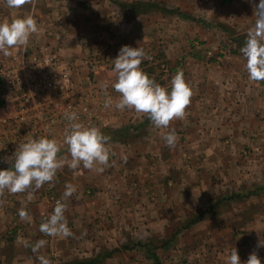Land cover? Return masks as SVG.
I'll return each instance as SVG.
<instances>
[{
    "label": "crops",
    "instance_id": "0c3cea01",
    "mask_svg": "<svg viewBox=\"0 0 264 264\" xmlns=\"http://www.w3.org/2000/svg\"><path fill=\"white\" fill-rule=\"evenodd\" d=\"M257 3L29 0L9 8L0 0V22L32 15L39 28L26 46L13 48L56 55L70 65L78 90L113 82L111 59L123 45L141 47L149 57L160 54L161 63L145 59L140 65L157 83L169 86L181 70L192 90L184 118L157 128L144 113L116 110L120 94L110 83L112 107L98 127L110 137L111 166L102 172L82 164L72 169L63 148L70 178L56 176L24 196L35 203L26 210L36 234L32 244L19 240L18 245L0 235V253L22 244L30 249L27 255L12 253L8 264H41L44 251H50L52 264L86 261L100 247L118 254L131 243L139 253L113 254L101 264H128L130 257L135 264H226L233 248L242 264L252 252L264 264V247H257L264 239V81L249 79L240 52ZM219 24L233 28L234 38ZM6 57L0 53V63ZM88 58L98 62L96 69L89 68ZM173 129L178 143L169 149L163 136ZM66 183L76 191L63 198ZM48 188L66 205L72 236H47L35 224L52 213L44 210ZM41 239L47 243L33 252L31 245ZM153 241L164 249H154ZM148 246L157 263L140 254ZM4 260L0 254V264Z\"/></svg>",
    "mask_w": 264,
    "mask_h": 264
},
{
    "label": "clouds",
    "instance_id": "9594fccd",
    "mask_svg": "<svg viewBox=\"0 0 264 264\" xmlns=\"http://www.w3.org/2000/svg\"><path fill=\"white\" fill-rule=\"evenodd\" d=\"M9 8H19L29 0H5ZM255 21L247 31V38L240 49L246 60L245 68L252 81H264V0H258L254 9ZM38 31L37 22L32 15L16 18L9 22H0V53L7 56L13 47L26 46L30 36ZM145 59H151L141 47L123 45L117 56L111 59L115 80L101 84L102 90H107L109 84L120 94L115 109L135 110L147 115L157 128H168L174 119H183L185 109L191 102L192 90L184 79L181 70L171 78L169 86H162L145 73L140 65ZM105 108L112 107L111 98H106ZM69 122L64 129L63 144L67 145L72 169L81 164L86 169L96 168L103 171L111 166L112 155L107 147L109 136L104 135L96 126H85L79 122L76 112L65 113ZM165 146L175 148L178 135L173 129L163 136ZM62 145L48 136L29 137L18 144L8 162L10 166L0 169V193L7 189L11 193L24 192L30 187L39 189L45 183L53 181L57 171L64 167L66 160L58 158ZM126 160V157L124 158ZM76 191L75 185L66 183L63 198L71 197ZM62 198V199H63ZM66 205L57 201L48 219L41 223L40 231L47 236L63 235L65 238L73 233L68 227L64 215ZM21 219L30 217L25 209L19 211ZM43 239L31 245L33 252L45 246ZM26 246H28L26 244ZM257 247H264V239L257 241ZM41 264H51L44 256H39ZM226 264H242L238 252L232 249L226 259ZM245 264H261V259L255 252L249 254Z\"/></svg>",
    "mask_w": 264,
    "mask_h": 264
},
{
    "label": "built area",
    "instance_id": "2783aa9c",
    "mask_svg": "<svg viewBox=\"0 0 264 264\" xmlns=\"http://www.w3.org/2000/svg\"><path fill=\"white\" fill-rule=\"evenodd\" d=\"M19 48L10 49L5 61L0 63L1 110L11 113L3 122L4 127L20 124L24 127L29 120L41 115L57 129H65L69 123L65 113L69 112H76L79 122L85 126H94L92 104L103 110L106 98L113 100L110 90H102L101 86L91 83L88 89L78 90L73 84L69 64L53 55L31 54ZM93 61L94 58L88 59L89 68L96 69L98 62ZM61 124L64 127H60Z\"/></svg>",
    "mask_w": 264,
    "mask_h": 264
},
{
    "label": "rangeland",
    "instance_id": "374dc122",
    "mask_svg": "<svg viewBox=\"0 0 264 264\" xmlns=\"http://www.w3.org/2000/svg\"><path fill=\"white\" fill-rule=\"evenodd\" d=\"M219 27L220 28L223 27V29L226 31L225 34L227 37L232 36L234 38V29L233 28H231V27L227 28L223 24H219ZM228 31H231V32H228ZM227 43H229V42H227ZM229 46H233V45L231 43H229ZM222 47H227V45H222ZM34 52H37V51H31V54ZM159 55L160 54L156 53V55L154 57L150 56L151 58H153V60L150 61V59H148V61L152 62V63H161L162 58ZM54 57H56L58 60H60L56 55H54ZM88 59H90V58H88ZM60 61H62V60H60ZM62 62H64V61H62ZM65 64H67V63H65ZM69 71L71 74L72 70H69ZM79 89H81V88H79ZM20 109H22V108H20ZM92 109L94 110L93 111V114H94L93 122H95L94 126H96V127L103 126V121L100 120V118L105 117V115L107 114L106 111L109 108H104L103 110H101L97 105L92 104ZM37 111H39V110H37ZM17 112H20V111L18 110ZM8 113L11 114L9 112V110L2 111L1 105H0V169H6L10 166V164L6 161H8L9 158L12 156V154L14 153L18 144L25 142L29 137L48 136V138L55 139L58 143H60L62 145L61 152L58 153V158L63 160L64 155L67 153V151H65V152L63 151V148L67 147V145L63 144L64 129H62V128L57 129L56 127H54V124H50L49 122H47L46 119H44V117L41 115L37 116L34 119L29 120L24 127L22 124L16 125V126L11 125L10 127L9 126L4 127L3 122L9 116ZM45 113H47V112H45ZM45 113H43V114H45ZM1 118H5V119H1ZM48 123H49V128H47ZM60 127H64V126L61 124ZM22 128H23V132H22ZM35 128H36V131H35ZM45 130L47 133L44 134ZM64 159L66 160L67 157H64ZM65 165H66V163H65ZM68 170H70L69 167L59 169L57 171V174H56V176H58L57 178H59L60 176H62L61 178H70V175L68 173H66ZM56 176L54 178H56ZM46 184L47 183H45L43 186H45ZM48 189H47L45 194H46V199L50 204L48 203L47 204L48 206L45 205L46 208H44V210L50 212V209L52 208L51 212H53L54 207H55V205L53 203L57 200H59V201H62V200L55 197V196H57V194L54 191H52L51 189H49V190ZM28 190H35V188L30 187L26 191L19 192V193H11L7 189H5L2 193H0V235H1L2 240H4V241H8V240L12 241V242L16 241L19 245L20 244L19 240H21L25 244V246H26V244L27 245H29L30 243L32 244L31 240L34 239V236L36 234L32 233V230L29 229L30 226L32 225L31 221L29 219L28 220L21 219V217L19 216V211L21 209H25L28 211V209L31 207V205L35 204L34 199L24 197V196H27ZM47 219H48V217L47 218L41 217V220H38V222L35 221L36 222L35 224L39 225V228H40L41 223L45 222ZM8 230L12 231V232L7 233ZM153 242L154 243L156 242L155 243V244H157L156 246H159L158 241H153ZM13 244H15V243H13ZM137 247H139V246H137ZM119 248L121 249L120 253H118L120 255L121 254H130V253L131 254L139 253L138 252L139 249H137L133 243H131L127 247L122 246ZM124 248H127V249H124ZM11 249L12 250H10V248H5L1 251V253H0L1 256H3V258H5V260L2 264H8V261L6 259H9L10 263H11V259H12L11 256L13 255L12 253H17V254L23 253L24 255H27L28 251L30 250V249H28L26 252V247L24 248L23 244L19 247H15V249L14 248H11ZM113 249L114 248L100 247L94 251L92 258L98 257L104 251L110 252ZM147 250H149V252H151L152 248L149 246H148V248L142 247L141 248L142 252L140 251L141 252L140 254H143L147 260L152 261L148 257V256H150V253H148V252L146 253ZM118 254H115V255H118ZM154 254L156 255L155 252H154ZM49 255H51L50 251H48V252L44 251V254L42 256L48 258ZM51 260H53V262H54V257ZM55 262H56V260H55ZM128 264H135V261H133V257H130V261L128 262Z\"/></svg>",
    "mask_w": 264,
    "mask_h": 264
},
{
    "label": "trees",
    "instance_id": "16d2710c",
    "mask_svg": "<svg viewBox=\"0 0 264 264\" xmlns=\"http://www.w3.org/2000/svg\"><path fill=\"white\" fill-rule=\"evenodd\" d=\"M143 9H147L146 6L142 7ZM198 221V220H197ZM196 222V220L193 221V223ZM157 249H164V244H159V246H154ZM127 249V248H124ZM119 250H112L110 252L104 251L101 255H99L98 257H95L93 259L90 260H86V261H77V262H72V263H66V264H101L103 262V260L107 257H111L113 254L117 253ZM152 252L150 253V256H148L149 258H153L154 259V263H157V260L155 259V254L153 252V250H151Z\"/></svg>",
    "mask_w": 264,
    "mask_h": 264
}]
</instances>
